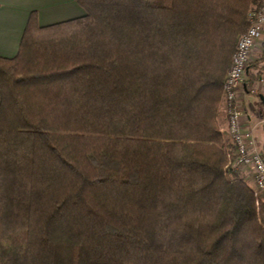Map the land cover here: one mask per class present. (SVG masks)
<instances>
[{"label":"trees","instance_id":"1","mask_svg":"<svg viewBox=\"0 0 264 264\" xmlns=\"http://www.w3.org/2000/svg\"><path fill=\"white\" fill-rule=\"evenodd\" d=\"M75 1L0 56V264H264L218 121L261 0Z\"/></svg>","mask_w":264,"mask_h":264},{"label":"built area","instance_id":"2","mask_svg":"<svg viewBox=\"0 0 264 264\" xmlns=\"http://www.w3.org/2000/svg\"><path fill=\"white\" fill-rule=\"evenodd\" d=\"M248 27L237 39L232 61L223 85L222 102L228 118L226 133L234 146V158L227 165L228 173L242 169L254 180L257 203L264 201V158L257 147L252 128L244 126V114L238 97L253 61L256 43L264 31V1L248 13Z\"/></svg>","mask_w":264,"mask_h":264},{"label":"crops","instance_id":"3","mask_svg":"<svg viewBox=\"0 0 264 264\" xmlns=\"http://www.w3.org/2000/svg\"><path fill=\"white\" fill-rule=\"evenodd\" d=\"M31 12L37 13V22L39 26L52 25L78 18L85 14L82 7L79 6L75 0H0L1 57L12 58L18 53ZM257 43L258 47H256V51L259 57L264 53V31L261 39ZM252 73H254V69L249 66L246 78L249 82L248 84H246V82L244 83L242 93L238 98L241 109L246 113V115H244L243 123L244 126L248 128H253L254 124H252V118L248 110L247 102L249 105L256 103L254 100L256 96L250 93L252 90L254 92V89L256 88L251 86H257V88L260 89V94L264 96V73L260 74L258 80L255 79L256 81L250 79ZM247 85L251 86L248 87ZM257 98L259 100V97ZM223 108L222 103V114L220 112L218 121L221 130L225 132L227 127V117ZM259 113H263L262 109L258 110V114Z\"/></svg>","mask_w":264,"mask_h":264},{"label":"rangeland","instance_id":"4","mask_svg":"<svg viewBox=\"0 0 264 264\" xmlns=\"http://www.w3.org/2000/svg\"><path fill=\"white\" fill-rule=\"evenodd\" d=\"M263 1L264 0H261L260 4ZM254 7H252V8H254ZM239 36H238V38H239ZM256 47H258V43H256V45H255L254 52H253V61L250 64L251 68L254 69V73H252V75H250V79H253L254 81L258 80L259 75L264 73V53L262 54V56L258 57L257 51H256ZM246 78H247V75L245 77V82H246V84H248L249 81H247ZM247 86L250 87L251 85H247ZM251 87L256 88V89H254V92H258L259 94L261 93L260 89L257 88V86L253 85ZM251 92H253V90ZM241 93H242V91L240 92V94ZM240 94H239V96H240ZM222 96H223V94H222ZM254 100L256 101L255 104L249 105L248 102H247V105H248V110H249V112L251 114L252 124H254L253 128H252L253 132H254V138H255V141L257 143V147L260 150V152L262 153L263 158H264V110L262 109L261 105L258 104L259 103L258 98L256 97V98H254ZM222 103L223 102H221V104ZM223 107H224V104H223ZM223 109L225 110V108H223ZM261 109H262L263 113H261V114L259 113L258 114V110H261ZM220 112L222 114V109H221ZM225 114H226V111H225ZM243 114L246 115V113L244 111H243ZM226 117H227V114H226ZM261 120H263V121H261ZM227 124H228V118H227ZM223 129H224V127H223ZM226 129H227V127H226ZM225 134H226L227 139L229 140V138L227 136V133H226V130H225ZM226 171H227V173H225V176H226V178L228 180H234V179H237V178L243 179V180H245V182H247L249 184V186L252 189L254 188V180H253V178L251 176H249V174H247V171L245 169H242L241 171H239L238 173H235V174L234 173L233 174L232 173L229 174L228 170H227V167H226Z\"/></svg>","mask_w":264,"mask_h":264},{"label":"water","instance_id":"5","mask_svg":"<svg viewBox=\"0 0 264 264\" xmlns=\"http://www.w3.org/2000/svg\"><path fill=\"white\" fill-rule=\"evenodd\" d=\"M259 98L264 102V96L262 94H260Z\"/></svg>","mask_w":264,"mask_h":264}]
</instances>
